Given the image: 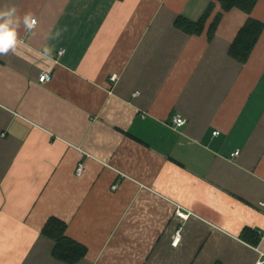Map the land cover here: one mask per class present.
Here are the masks:
<instances>
[{
  "label": "crops",
  "instance_id": "obj_1",
  "mask_svg": "<svg viewBox=\"0 0 264 264\" xmlns=\"http://www.w3.org/2000/svg\"><path fill=\"white\" fill-rule=\"evenodd\" d=\"M210 2L200 34L174 25L197 22ZM6 5L21 18L31 12L37 26L21 24L16 53L0 56V264L264 257V0L249 14L224 12L210 39L215 0H0ZM248 17L263 30L240 64L228 49ZM42 72L48 82H38ZM174 114L184 125H171ZM52 218L84 246L78 261L53 256L42 232Z\"/></svg>",
  "mask_w": 264,
  "mask_h": 264
},
{
  "label": "trees",
  "instance_id": "obj_2",
  "mask_svg": "<svg viewBox=\"0 0 264 264\" xmlns=\"http://www.w3.org/2000/svg\"><path fill=\"white\" fill-rule=\"evenodd\" d=\"M219 3L221 11H219L211 23L209 24L207 30V37L210 39L222 17L224 12H227L231 9H240L243 12L249 14L257 0H215ZM214 7L213 2H210L206 9L204 10L202 16L197 22H191L184 18L177 17L174 21V25L190 35L200 34L205 26V23L212 12ZM263 30V24L251 17H248L244 24L240 27L237 34L235 35L232 43L228 49V55L236 60L240 64H244L258 37L260 36ZM64 224L56 219H49L42 232L51 238L55 245L53 248V256L66 263H74L81 259L85 255L84 246L74 242L64 234ZM258 238L252 243L257 244Z\"/></svg>",
  "mask_w": 264,
  "mask_h": 264
},
{
  "label": "clouds",
  "instance_id": "obj_3",
  "mask_svg": "<svg viewBox=\"0 0 264 264\" xmlns=\"http://www.w3.org/2000/svg\"><path fill=\"white\" fill-rule=\"evenodd\" d=\"M21 24L27 31L32 32L37 26V21L31 12L25 13L21 18L15 5H6L3 9H0V56H7L10 52L16 53L19 44L18 30ZM66 30V28L63 30L58 29L56 35L61 36L62 31ZM52 53L53 48L45 46L42 56L50 61Z\"/></svg>",
  "mask_w": 264,
  "mask_h": 264
},
{
  "label": "built area",
  "instance_id": "obj_4",
  "mask_svg": "<svg viewBox=\"0 0 264 264\" xmlns=\"http://www.w3.org/2000/svg\"><path fill=\"white\" fill-rule=\"evenodd\" d=\"M64 50L61 49L59 50L58 54L61 55L63 54ZM51 79V74L49 72H42L39 77H38V82L39 83H45V82H48L49 80ZM118 79V75L116 73L112 74L110 76V80L111 81H115ZM170 122H171V125H173L174 127H181L182 125H184L185 123V120L184 118L179 115V114H174L171 119H170ZM218 132H214L213 134H217ZM238 155V152H234L231 156L234 157V156H237ZM83 171V165L82 164H78L76 169H75V175L76 176H80L81 173ZM112 189H115L116 188V185H112L111 187ZM175 216L179 219H187L188 216H189V213L186 212L185 210L183 209H180V208H177L175 210ZM180 229H177L175 232H174V235L172 237V240H171V245L173 247H176L178 245V243L180 242ZM264 263V257L261 258V259H258L255 264H263Z\"/></svg>",
  "mask_w": 264,
  "mask_h": 264
}]
</instances>
